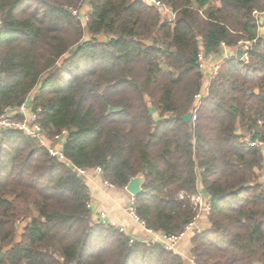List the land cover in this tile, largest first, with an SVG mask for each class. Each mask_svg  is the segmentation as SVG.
<instances>
[{"label":"trees","instance_id":"obj_1","mask_svg":"<svg viewBox=\"0 0 264 264\" xmlns=\"http://www.w3.org/2000/svg\"><path fill=\"white\" fill-rule=\"evenodd\" d=\"M0 0V113L27 102L63 154L101 167L134 197L146 228L178 234L195 217L200 183L210 226L191 236L194 264H264V0ZM264 26V22H263ZM87 35H86V34ZM103 35L105 41L97 37ZM250 40L225 59L193 112L201 52ZM90 191L71 165L18 130L0 132V264H185L159 243L92 221ZM27 220L17 237L16 226Z\"/></svg>","mask_w":264,"mask_h":264},{"label":"built area","instance_id":"obj_2","mask_svg":"<svg viewBox=\"0 0 264 264\" xmlns=\"http://www.w3.org/2000/svg\"><path fill=\"white\" fill-rule=\"evenodd\" d=\"M144 2L156 6V7H161L163 6L162 3L158 0H144ZM164 7V6H163ZM165 8V7H164ZM169 11V14L166 15L169 20H172L173 15L171 13L170 8H166ZM72 14L78 16V10H71ZM254 16L257 19V22L259 19L264 17L263 12L259 11H254ZM252 46V41L250 40H239L237 41V44L234 48H232L233 53L232 57L235 59H238L242 62H247L249 59V50ZM222 47H227V46H222ZM237 49L241 50V57L237 58L236 57V51ZM225 58H230L225 57ZM210 57H205L203 53H199L197 56V65L198 68L204 73V76L206 79V86L205 89H208L210 81L216 76L220 66L221 62H215L211 63L210 62ZM202 91V89H201ZM199 92L194 96V108L192 112V117L191 120L195 121L196 120V110L199 106V102L203 96L202 92ZM207 92V90H206ZM39 108L37 109H32L30 105H28L27 102H22L19 106L15 108H5L1 113H0V132L8 129H13V130H18L22 132L25 136L35 140L38 145L41 147L45 148L46 151L48 152L49 156L56 158L57 160L67 163L71 165V167L76 171V173L82 177H87L90 173H96V174H101V167L96 166L92 169H87L83 167H76L72 165V163L65 157L63 154V142L64 139L67 135L66 130H62L60 134H57L54 136L52 139H48L47 136L45 135V132L42 128V126L38 123L37 121V113L39 112ZM251 146H256L260 148L261 150H264V141L257 140L250 142ZM105 184L109 186H113L112 184L108 183L107 181H104ZM191 201L195 207L196 214L193 220L188 223L184 230L178 234H166L164 232L160 231H153L152 229L146 228L144 225V222L141 221L135 214L134 210V197L130 196L129 197V205H128V212L129 214L137 220L144 228L145 232L151 236V238L147 241L151 243H159L161 244L165 249L167 250H172L174 251L177 243L188 233H194V232H201L202 229L199 227L195 226L196 225V220L197 218L204 214L208 216L210 212V203L209 200H204L201 198L199 194H194L191 196ZM105 217L104 213H99L96 216V223H101V224H107L102 220ZM120 232H124V229L119 228ZM134 237H130V241H132ZM191 263H193V259H190Z\"/></svg>","mask_w":264,"mask_h":264},{"label":"crops","instance_id":"obj_3","mask_svg":"<svg viewBox=\"0 0 264 264\" xmlns=\"http://www.w3.org/2000/svg\"><path fill=\"white\" fill-rule=\"evenodd\" d=\"M261 36L264 37V32L260 31ZM232 47H221L220 52L211 56L210 62H223L225 57H232ZM206 79L203 80L201 87L203 96L206 95ZM262 173V172H261ZM85 181L89 186L90 201L89 208L91 210L92 221H96V216L99 213H104L105 217L102 219L107 224L124 229V233L135 239L149 240L151 236L147 234L143 226L135 220L128 212V201L130 195L125 189H120L115 186H109L104 183L100 174L90 173L85 177ZM260 181L264 183V172L260 176ZM197 194L204 200H209L207 194L199 183L197 186ZM204 230L210 226L206 215H200L196 220V225ZM192 233L188 232L178 243L174 250L177 254L181 255L185 264L192 258L191 254V239Z\"/></svg>","mask_w":264,"mask_h":264},{"label":"rangeland","instance_id":"obj_4","mask_svg":"<svg viewBox=\"0 0 264 264\" xmlns=\"http://www.w3.org/2000/svg\"><path fill=\"white\" fill-rule=\"evenodd\" d=\"M159 9H160V11L162 12V15H163V16H166V15L169 14L168 9L164 8L163 6H161ZM87 12H88L87 1H86V0H83V3H82L81 8L78 10V17H79V19H80V21H81L82 23H84V22L86 21V15H87ZM263 22H264V17L261 18V19H259L258 22H257V25H258V32H259V33H261L260 31H263V32H264ZM85 34H86V33H85ZM86 35H87V34H86ZM97 39H98L99 41H105V40H106V37L103 36V35H99V36L97 37ZM263 172H264V171H262V173H263ZM262 173H261V174H262ZM261 174H260V175H261ZM196 194H197V193H196ZM26 222H27V220H21V221H19V223L17 224V226H16V234H17V237H19V235L22 233L23 227H24V225L26 224ZM194 233H196V232H194ZM194 233H192V235H193ZM190 242H191V239H190ZM180 256H181V255H180ZM181 257H182V256H181ZM182 259H183V258H182ZM191 259H193V258H191ZM183 260H184V259H183ZM186 263H188V264H194V262L191 263V261L186 262Z\"/></svg>","mask_w":264,"mask_h":264},{"label":"water","instance_id":"obj_5","mask_svg":"<svg viewBox=\"0 0 264 264\" xmlns=\"http://www.w3.org/2000/svg\"><path fill=\"white\" fill-rule=\"evenodd\" d=\"M241 53H242L241 50L237 49L236 57L240 58L241 57ZM191 117H192V114L189 112V113H186L185 115H183L181 117V119L184 122H190L191 121ZM262 165H264V161L262 162ZM143 183H144V177L141 174H138V175H136V176H134V177L129 179V181L126 184L124 189L126 190V192L130 196L135 197L136 195L141 193ZM128 205H129V202H128Z\"/></svg>","mask_w":264,"mask_h":264}]
</instances>
